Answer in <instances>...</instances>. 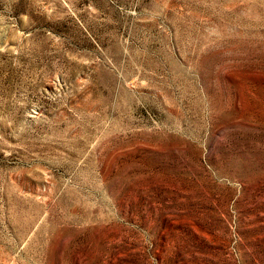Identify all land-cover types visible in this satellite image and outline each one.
I'll use <instances>...</instances> for the list:
<instances>
[{
  "label": "rangeland",
  "instance_id": "obj_1",
  "mask_svg": "<svg viewBox=\"0 0 264 264\" xmlns=\"http://www.w3.org/2000/svg\"><path fill=\"white\" fill-rule=\"evenodd\" d=\"M0 264H264V0H0Z\"/></svg>",
  "mask_w": 264,
  "mask_h": 264
}]
</instances>
